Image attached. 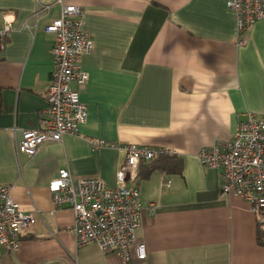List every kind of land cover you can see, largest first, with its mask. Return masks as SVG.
Returning a JSON list of instances; mask_svg holds the SVG:
<instances>
[{
	"label": "crops",
	"instance_id": "1",
	"mask_svg": "<svg viewBox=\"0 0 264 264\" xmlns=\"http://www.w3.org/2000/svg\"><path fill=\"white\" fill-rule=\"evenodd\" d=\"M54 1L0 0V30L4 13L15 14L0 41V185H12L22 211L39 213L17 252L0 246V264H122L95 243L78 244L75 212H54L49 189L60 169L115 186L126 154L113 143L172 151L159 155L167 167L166 159L149 174L148 163L140 167L138 237L148 256L131 264H264L261 215L246 198L221 196L223 169L199 158L217 141L224 151L249 113L264 115V18L239 31L228 0H64L83 7L95 44L80 60L87 84L73 82L87 122L33 157L17 155L15 140L45 116L56 68L46 26L61 12Z\"/></svg>",
	"mask_w": 264,
	"mask_h": 264
},
{
	"label": "built area",
	"instance_id": "2",
	"mask_svg": "<svg viewBox=\"0 0 264 264\" xmlns=\"http://www.w3.org/2000/svg\"><path fill=\"white\" fill-rule=\"evenodd\" d=\"M60 5V16L54 18L46 31L56 38L54 54L56 68L49 86L45 116L41 127L25 129L21 140H15L17 155L35 156L47 141L60 142L66 134H79L87 122L88 108L73 82L85 86L88 74L82 69L81 57L93 53L95 44L84 27L85 11L78 4L55 0ZM238 19V30L243 31L256 20L264 18V0H228ZM46 5L45 9H50ZM40 9H37L38 15ZM0 41L12 30L15 14L6 11ZM94 146L102 147L103 139L92 138ZM217 141L213 150L199 152L201 163L210 168L223 169L221 196L234 195L253 203V209L264 221V115L249 113L240 121L233 139L220 150ZM121 147L126 159L117 172V184L108 186L96 176H74L68 169H60L49 184L53 211L65 206L73 209L76 220L70 231L79 245L95 243L104 253H116L122 264H131L133 257L143 260L148 256L147 244L139 240L142 228L143 202L137 185L142 161L171 153L131 143H113ZM171 181L166 180L165 186ZM12 185H0V246L14 253L20 248L23 231L39 219L38 211L24 212L11 196ZM155 209L153 203L149 204ZM75 264H79L75 257Z\"/></svg>",
	"mask_w": 264,
	"mask_h": 264
},
{
	"label": "trees",
	"instance_id": "3",
	"mask_svg": "<svg viewBox=\"0 0 264 264\" xmlns=\"http://www.w3.org/2000/svg\"><path fill=\"white\" fill-rule=\"evenodd\" d=\"M157 158V159H156ZM154 159H151V160H145V161H142L141 162V165L140 167H144L145 164L148 163V173L149 174L151 171L155 170L157 167L160 166V163L166 159L167 162L165 161V163H167L166 167L170 164H168V161H169V157L165 156V155H162V156H159V157H156ZM257 240H258V243L262 246H264V221L262 222H259V226H258V232H257Z\"/></svg>",
	"mask_w": 264,
	"mask_h": 264
}]
</instances>
